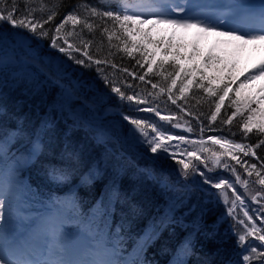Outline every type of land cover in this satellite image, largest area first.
<instances>
[{"label": "trees", "instance_id": "1", "mask_svg": "<svg viewBox=\"0 0 264 264\" xmlns=\"http://www.w3.org/2000/svg\"><path fill=\"white\" fill-rule=\"evenodd\" d=\"M28 4L36 10L37 15L46 17L50 10L57 13L44 26L46 30L54 29L73 9L82 21L87 18L93 27L89 30L81 23L73 29L71 24L65 25L58 40V43H62L63 39H67L74 47H79L82 56L77 58L86 60L84 64L75 63V60L51 46L53 31H49L47 37L26 33L28 39L18 38L22 40L19 47L23 52H28L24 51L23 46L31 50L44 44L45 51L42 53L45 59H68L78 71L77 74L84 73L83 77L86 76L94 85H91L93 88L85 99L102 106L101 113L109 108H118L128 113V118L143 120L147 125L154 122L167 137L182 135L189 139L184 141L187 146L183 153L171 154L168 150L152 153L141 138L127 130L125 140V129L121 124L112 127L107 124L109 120L93 119L86 112L83 101L76 102L67 111L59 109L61 104H56L58 100L55 96H61V90L65 94L67 92L52 82L36 86L35 80H42V72L35 65L25 64L21 68L14 63H0V138H4L5 134L13 137L8 159L1 161L6 164L4 168L8 170L21 152L28 155L24 148L30 138L38 140L40 151L20 168V180L29 182L32 190L37 192L43 182L50 181L48 173L53 165L57 169L70 171L72 179L65 183L67 185L60 192L73 204L76 220L79 224L92 220L91 224L100 225L110 244L119 249L122 259L129 261L131 255H135V259H132H142L144 264H166L174 257L173 249L188 237L191 240V252L185 258L187 264H264L255 254L244 251L248 244L255 247L257 252L263 251L260 245L264 242L257 239L253 243L250 238H245L243 244L237 243L238 236L244 235L239 209H236L239 187L233 192L225 185V193V189L203 183L199 176L200 172H204L209 177H218L229 184L237 182L234 175L250 181L259 180L257 171L264 176V145L255 147L264 136L259 135L255 128L247 134L242 129L243 122L250 115L243 102L247 98L256 100L242 90L243 80L237 79L235 65L230 67L222 52L211 50L210 57L217 60L213 63L215 72L211 74L209 69L203 67L207 60L199 67L193 59L191 48L199 49L195 42L154 36L151 28L143 24L133 25L129 38L118 30V23L90 14L91 7L98 11L105 10L98 0H28ZM25 6L23 0H18L19 8L24 9ZM40 8H43V12H40ZM6 27L9 32L12 31L10 26ZM104 28L108 29L107 33L103 31ZM69 32L72 35H68ZM109 34H112L111 39ZM126 40L128 51L125 50ZM132 43H135V48L131 47ZM84 52L88 55L85 56ZM96 60L101 63L96 64ZM46 66L49 67L48 60H45ZM230 77L233 82L228 96L216 120L212 121L211 115L215 113L219 96H210L199 84L203 83L205 87L210 84L219 89L229 83ZM83 80L87 82L86 78ZM172 80L176 81L174 87ZM112 86L119 87L124 98L113 92ZM101 88L108 93L103 95L102 91L99 92ZM127 97L135 99L129 100ZM107 98L118 104L110 105ZM233 99L241 101L242 114H237L232 123L227 124L224 121L236 110ZM54 104L55 108H52ZM259 106L257 101L252 104V108ZM260 113H264V110L261 109ZM163 116L172 119H161ZM260 121H264V118L255 120L254 117V122ZM102 131H106L105 136H101ZM210 135L233 143L252 144L256 155L245 156L234 151L233 155L240 161L237 163L231 156L223 154V163L228 167L224 166L226 169L222 171L215 163L213 153L224 159L221 154L226 153L227 147L194 140ZM167 144L173 145V140H168ZM192 151L196 152L199 159L188 156V152ZM12 153H15V157ZM185 154L189 160H186ZM117 158L120 159L119 165L116 164ZM180 160L190 163L188 176L192 174L193 167L196 168L195 172L204 186L194 185L198 187L188 189L187 186L195 182L181 178L187 176L184 175ZM252 164L256 165L255 170L251 169ZM196 166L202 171L198 173ZM89 169L92 177L82 181L81 176ZM248 171H252L251 176ZM150 172L154 174L153 179ZM164 180L166 186L162 184ZM216 182L213 180V184ZM176 184L179 186L175 188ZM226 194L229 198L227 201ZM179 199L184 201L179 209L183 225L161 226L160 219L169 205ZM233 201L235 210L229 213L226 207L228 203L231 206ZM189 233L192 235L189 236ZM245 255L252 256V259L244 261Z\"/></svg>", "mask_w": 264, "mask_h": 264}, {"label": "snow or ice", "instance_id": "2", "mask_svg": "<svg viewBox=\"0 0 264 264\" xmlns=\"http://www.w3.org/2000/svg\"><path fill=\"white\" fill-rule=\"evenodd\" d=\"M25 3V8L21 9L18 7V0H0V46L2 45H11L16 47L17 45L22 44V40L18 39L22 37L23 39H28L29 37L26 33H31L35 36H49V31H53L54 35L50 39L51 46L58 48L60 52L65 53L70 59L75 60L77 64H84L83 59L73 56V52H79L81 49L79 47H74L67 39H63L62 43H58V40L61 39V30L65 28V25L71 24L73 29L77 25L83 23V25L89 30L92 29L93 25L88 23L87 18L83 21L81 17L76 14V10L73 9L71 12L67 13L61 22L57 24L54 29H45V25L49 24L50 21L56 16L54 10H50L46 15H37L36 10L33 9L29 4L28 0H23ZM140 6H146L153 9L165 8L168 11L164 14H171L172 12H185V7L179 3H175V0H142V4H134L131 0H119L115 7L109 5L106 6L105 10L98 11L97 8L91 7L90 14L93 16L103 18H108L109 20L118 23V30L126 34L127 37L131 38L132 36V26L135 24L147 23L146 20L142 19L143 13L135 11V8ZM216 7L220 8H229L231 10L230 15H225L224 13H214L215 19L210 17H204L203 19L199 14L192 13L190 10L187 15L182 20L169 19V20H157V22L162 23H182L185 27H202L205 31H216L218 28H226V31L220 32V35H225L230 37L233 40L243 41L245 44L253 43L264 45V0L256 5H249L243 3L237 4H228V5H219ZM40 12H43V8H40ZM131 13V14H129ZM159 13L153 12V15H158ZM6 26H10L12 31L9 32ZM19 29L20 31H17ZM26 30V32H25ZM104 32H108L107 28L103 29ZM68 35H72V32H69ZM112 38V34H109V39ZM120 37H117L119 39ZM66 45V47L64 46ZM132 48H135V43L131 44ZM125 50L128 51V41H125ZM84 55L87 56L88 53L84 52ZM131 55V51H129ZM91 59V57H89ZM209 59H212L209 57ZM96 64H100V60L95 61ZM163 62H161L162 64ZM151 71V68H149ZM264 78V60H261L259 63L254 64L252 69L249 71L244 78L242 83H250L252 81ZM141 80L144 79L143 76L140 77ZM233 82L232 78H229V83H225L222 88L216 89L209 86L205 87L203 83H200L199 86L204 88L205 91L211 95H218V102L215 104V113L211 115V120L215 121L217 114L220 113L221 107L224 104L225 97L228 96V92ZM176 84L175 80H172V86ZM155 87V85H153ZM113 92L117 93L121 98H124V93L121 92L119 87L112 86L111 89ZM163 91V89H162ZM170 91V89H169ZM264 91V89H262ZM183 93V89H181ZM222 93V94H221ZM238 94V93H237ZM127 99L132 100L135 97H127ZM256 102L252 98H247L244 102V108L250 113L248 118L243 122L242 129L244 133H251L255 128L257 133L261 136H264V121L254 122V115L260 113V109L252 108V104ZM175 103V101H173ZM232 104L236 106V110L232 112L224 123L231 124L233 118L237 114L241 113V101L239 99H233ZM147 111H153V109H146ZM264 115V113H260ZM157 115H160L157 113ZM161 119L171 120L169 116H163ZM131 125L135 126V130L139 131L141 134L142 142L148 145V149L152 153H156L158 150L162 152H167L168 145L165 143V140H171L173 137H165L164 133L159 132L154 126L146 125V122L140 119H131ZM146 128L151 129L152 135L149 136V132ZM191 131V129H189ZM13 137L10 134H5L4 138H0V159H8V151L10 141ZM180 140H184L183 136L178 137ZM210 139L215 144H220L222 146L227 145L226 153L231 156L232 159L236 160L237 163H240L237 156L233 155L234 151H239L245 156L252 155L255 156L256 152L252 144L245 145L243 143H235L229 140H222L219 137H210ZM200 143H203L201 141ZM264 145V139H259V142L255 144V147H260ZM24 151L27 152V156L21 152L19 157L15 158V161L8 169V174L4 171L3 164H0V224L11 223L14 214L17 220L22 219V214L26 209L20 207V191L22 187V182L20 180L19 172L20 168L24 163L30 162L33 156H36L40 151V145L38 140L29 139L28 145L25 146ZM12 156L15 157V153H12ZM189 157H194L199 159L196 152H188ZM213 156L216 157L215 163L219 164L220 157L213 153ZM174 158V157H173ZM179 163L182 165L184 170V175L188 176V169L190 168V163L180 160ZM116 164H120V159H116ZM228 167L227 164L224 165ZM251 169L255 170L256 165L252 164ZM196 171V168L193 167V172ZM49 176L67 181L68 177L71 175L70 171L59 168L57 169L54 165L49 169ZM248 175H252V171H248ZM256 175L260 177L258 183L264 185V176L260 175V172L257 171ZM199 176L202 178V182L205 184H212L213 187L217 189L223 188L225 185L232 188V185L228 181L219 179L218 177H209L205 175L204 172H200ZM92 177V171L89 169L88 172L81 176L82 181H87ZM213 180L218 182L213 184ZM239 180V177H237ZM247 188L248 181L245 180L242 182ZM233 192L235 189L233 188ZM227 195H225V201H227ZM239 195L236 196V200H240ZM253 200H256V196L252 197ZM259 203V201H257ZM184 204L183 199H179L169 205L165 215L160 219L161 226L165 224H181L183 225V220L180 219L182 213L179 211L180 207ZM235 208V201L232 202V205L229 207L228 211L232 212ZM244 216L248 218L249 221L252 220V217L248 215V212H244ZM186 218V217H185ZM243 223V221H240ZM264 231V230H261ZM189 236L192 233L188 234ZM245 235L256 236L261 242H264V234L257 235V229L255 227V222L251 227L248 228ZM245 235H239L237 239L238 244H243L245 242ZM151 238V237H149ZM264 247V244L260 245ZM143 251V246L141 247ZM245 252L255 254L262 262H264V251L257 252L256 248L251 244H248L244 248ZM174 259L171 264H187L185 259L191 252V240L188 237L175 248L173 249ZM252 256L245 255L243 256L244 261H250ZM0 264H130L126 259H122L119 254V249L117 247H109L107 244L98 243L93 246H89L83 252L70 249L65 243L61 242L56 246L45 245L42 251H36L28 247L25 244L18 243L9 231L6 228L0 227ZM136 264H144L142 260H137Z\"/></svg>", "mask_w": 264, "mask_h": 264}, {"label": "rangeland", "instance_id": "3", "mask_svg": "<svg viewBox=\"0 0 264 264\" xmlns=\"http://www.w3.org/2000/svg\"><path fill=\"white\" fill-rule=\"evenodd\" d=\"M219 3V0H175V3H179L182 6L185 7V12H173L170 15L169 14H164L168 10L167 9H153L149 7H145L143 11L146 13H150L152 19L151 22L147 23H153V32L155 35H162L164 34L166 37H174L177 40H186L188 42H191L190 40H195L196 46L199 49H194L191 48L193 52H191L192 57L194 60L197 61V64L199 67H202V62L207 60V64H205L203 67L209 69L211 74L215 72V63L214 58L212 59H207L210 57V54L212 53L211 50L214 51H220L222 54L225 55V57L228 59V64H237V66L240 69V71H237V78L238 74L241 75L240 79L245 78L247 74H249V71L252 69V66L254 64L259 63L261 60H264V45L260 44H253V43H247L245 44L243 41H238V40H233L228 36L225 35H220V32L226 31V28H218L216 31H205L202 27H185L183 26L182 23H162V22H157V20H169V19H177V20H182L179 15H187L188 11L190 10L192 13L199 14L201 18L203 19L204 17H210L212 19H215V16L213 15L214 13H224L225 15H230L231 10H219L218 8H215V2ZM236 3H239V0H235ZM243 2H248L247 4L249 5H256L259 6V3L262 2V0H240ZM200 2H203V4H207V7H210L208 9H199L197 12L195 11V8L197 6H200ZM257 3V4H255ZM220 4V3H219ZM221 5V4H220ZM201 7V6H200ZM138 8V7H137ZM135 8V10H137ZM153 12L159 13L158 15H153ZM193 47V46H192ZM206 47V48H205ZM8 54H12L14 50H10L7 52ZM32 54H36L33 52H29ZM13 54V55H14ZM26 56V54H25ZM223 56V55H222ZM24 59V58H23ZM9 61V60H8ZM30 61L29 59H24L23 62ZM217 61V60H216ZM223 61V60H222ZM7 60L1 61V63H6ZM33 62V61H32ZM55 62H61L60 60H55ZM36 62H33L35 64ZM221 63V62H218ZM223 63V62H222ZM227 64V65H228ZM64 67V66H63ZM232 67V66H231ZM56 68H59L58 64H56ZM64 69V70H63ZM44 72L47 74H50V80L53 82H56L57 79L53 77L52 72L50 69H43ZM63 72H68V68L65 65L64 68L61 69ZM209 72V71H208ZM42 78H45V76H41ZM89 82V81H88ZM264 78H260L258 80L252 81L250 83L245 84V86H242V90L248 91L251 95H254L256 101L259 103V109L264 110ZM86 86V85H85ZM81 86H78V88ZM75 98V97H74ZM73 98V99H74ZM255 120H258V118L262 119L264 118V115L257 113L254 115ZM181 140H175V144L177 148H180V143ZM223 156V155H222ZM224 159H220L219 164H217L220 169H222V165H224L225 161V156H223ZM210 163V162H208ZM235 176V175H234ZM187 179L190 181H194L196 185L200 183L198 174L195 172L187 176ZM248 188V187H247ZM247 188H244L243 195H246L249 199L252 200L253 196H258L257 193L259 192V189L256 187L254 192L249 194L247 193ZM225 189L226 188H221ZM227 192V190H226ZM24 193L20 191V207L22 205L28 207L30 210V213L27 215L22 214V219L18 220V223L22 221L21 225H16V229L18 230L19 235H26L27 230L33 227H38L40 223L43 221V218L45 219H51V228L48 229V232L50 235L46 236V239L49 240L51 238V241H57L58 244L63 242L65 243L69 235L68 231L71 229L73 226H75V223L73 222L72 218V211L66 210V208L63 209L64 206L55 204L53 202H48L46 204V209L43 210H38L34 208V205L32 202L26 203L24 200ZM228 198V196H227ZM229 199V198H228ZM227 199V200H228ZM239 201V200H238ZM241 203V201L239 202ZM237 205L236 209L238 207L240 208V205ZM243 211H247L248 215L252 217V224L253 221L255 222V227L257 230L260 228L257 225V221L254 218V212L251 210V206L248 207V205H245V202L241 204ZM264 206V205H263ZM34 208V209H33ZM264 209V207H263ZM71 213V214H69ZM260 213V212H259ZM261 214V213H260ZM44 215V216H43ZM15 216V214H14ZM261 217L264 222V214H261ZM67 226V227H66ZM36 230V232H37ZM11 232V231H10ZM12 235V234H11ZM28 235V234H27ZM42 234L37 235V238H41ZM100 243L99 241H96V244ZM95 244V245H96ZM33 250L39 251L37 248H33ZM42 251V250H41Z\"/></svg>", "mask_w": 264, "mask_h": 264}, {"label": "bare ground", "instance_id": "4", "mask_svg": "<svg viewBox=\"0 0 264 264\" xmlns=\"http://www.w3.org/2000/svg\"><path fill=\"white\" fill-rule=\"evenodd\" d=\"M7 225L6 224H2V225H0V227H3V228H5ZM26 245V244H25Z\"/></svg>", "mask_w": 264, "mask_h": 264}, {"label": "water", "instance_id": "5", "mask_svg": "<svg viewBox=\"0 0 264 264\" xmlns=\"http://www.w3.org/2000/svg\"><path fill=\"white\" fill-rule=\"evenodd\" d=\"M135 128V127H134Z\"/></svg>", "mask_w": 264, "mask_h": 264}]
</instances>
